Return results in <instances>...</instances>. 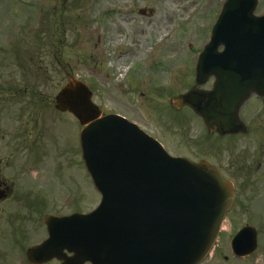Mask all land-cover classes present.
Returning a JSON list of instances; mask_svg holds the SVG:
<instances>
[{"label": "rangeland", "instance_id": "1", "mask_svg": "<svg viewBox=\"0 0 264 264\" xmlns=\"http://www.w3.org/2000/svg\"><path fill=\"white\" fill-rule=\"evenodd\" d=\"M222 2L0 0V154L11 166L5 162L0 170L18 178L16 188L27 187L20 206L33 221L23 224L26 232L12 236L16 223L5 216L10 205H1L0 264H25L20 247L24 250L46 236L37 214L88 213L100 200L81 158V126L53 107L67 76L89 85L103 113L135 123L170 155L218 166L233 182L238 202L248 201L253 224L264 221V98L252 96L241 108L248 133L223 139L210 137L188 109L172 105L174 96L195 85L194 59L208 41ZM140 8L154 11L139 16ZM262 13L264 0H258L255 14ZM210 87L208 80L200 89ZM22 135V142L14 141ZM38 135L37 143H29ZM23 143L30 147L23 148ZM236 217L234 211L225 223L222 245L239 225ZM262 253L258 247L256 257L264 264ZM204 264L223 263L215 256Z\"/></svg>", "mask_w": 264, "mask_h": 264}, {"label": "water", "instance_id": "2", "mask_svg": "<svg viewBox=\"0 0 264 264\" xmlns=\"http://www.w3.org/2000/svg\"><path fill=\"white\" fill-rule=\"evenodd\" d=\"M255 6L256 0L224 3L196 65L197 84L216 77L213 91L191 90L175 99L176 108L189 106L220 134L244 132L240 105L251 93L264 96V15L253 16ZM219 46L223 51L218 53ZM55 102L58 111L71 113L84 126L83 159L102 200L89 215L47 219L48 240L27 250L28 261L198 264L232 203L230 182H222L204 160L169 157L123 118H99L91 93L80 82L70 79ZM249 231L243 233H249L252 247L255 234ZM244 237L233 242L248 251L241 248L248 246ZM64 250L72 256L65 257Z\"/></svg>", "mask_w": 264, "mask_h": 264}, {"label": "flooded vegetation", "instance_id": "3", "mask_svg": "<svg viewBox=\"0 0 264 264\" xmlns=\"http://www.w3.org/2000/svg\"><path fill=\"white\" fill-rule=\"evenodd\" d=\"M0 169L1 167H6L5 162H0ZM8 165L9 163L6 162ZM10 165L7 167L9 169ZM5 169V168H4ZM228 179V178H225ZM14 179H12V177L10 175H5L3 173V171L0 170V213L2 212V208L1 205L4 203H13L12 207H10L7 211L6 216L8 217V222L10 223H16V234H18L19 232H23L25 229V225H23V223H26L27 221L31 220V215L29 216L28 220L23 216L22 210L20 208H17V202L19 203V205L21 203H23L24 200V196L26 193V189L24 187H19L16 188L15 187V182L13 181ZM13 199H15L17 202H10ZM245 202L244 200H241V203L238 202V199L234 200V204L232 205L230 211L227 213L226 215V219L224 221V227L222 228V231H220L221 234H219L218 239L215 242V245L212 249L211 255H210V262L212 260L215 259V256L219 257L222 259V263L223 264H227V263H236V264H261L259 263L258 259H257V253H258V243H259V248L261 250V244L263 243L262 241V236H263V232L264 230H262L260 227L264 226V221L259 222L257 225H254L252 222V219L250 218L249 214L247 213V209L245 206ZM237 213V217H236V222L238 221L239 225L236 227V229L233 230V232L231 234H229L225 240V245H222L221 242V237L224 233L225 230V223L230 219V217L232 216V214ZM252 227L256 230V236H257V248L256 250L246 256V257H242V258H238L234 255V253L231 252L230 250V239L237 233L238 230H240L243 227ZM224 249L227 252V255H223V256H218L217 253L220 252L221 250L224 251ZM263 257L264 254L262 253ZM260 260L264 262V259H262V256L260 254ZM51 262H54L51 261ZM51 262H48L46 264H49Z\"/></svg>", "mask_w": 264, "mask_h": 264}]
</instances>
